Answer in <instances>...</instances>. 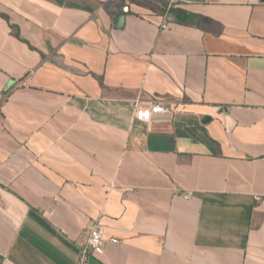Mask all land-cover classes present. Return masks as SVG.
I'll return each instance as SVG.
<instances>
[{"label":"crops","instance_id":"crops-1","mask_svg":"<svg viewBox=\"0 0 264 264\" xmlns=\"http://www.w3.org/2000/svg\"><path fill=\"white\" fill-rule=\"evenodd\" d=\"M161 1L0 0V264H264V0Z\"/></svg>","mask_w":264,"mask_h":264},{"label":"built area","instance_id":"built-area-1","mask_svg":"<svg viewBox=\"0 0 264 264\" xmlns=\"http://www.w3.org/2000/svg\"><path fill=\"white\" fill-rule=\"evenodd\" d=\"M181 0H171L173 4L180 2ZM163 29L169 27V22H164L162 25ZM172 110L163 104H151L147 107L137 108L136 116L137 119L149 123L155 116L170 115ZM191 193L185 196L186 199L191 197ZM259 200V198H257ZM112 243H118L116 239L111 240ZM105 251V236L104 230L101 225H96L92 228L90 232V237L88 243L81 249L80 257L78 264H88L90 258L96 257L99 254L104 253Z\"/></svg>","mask_w":264,"mask_h":264},{"label":"trees","instance_id":"trees-1","mask_svg":"<svg viewBox=\"0 0 264 264\" xmlns=\"http://www.w3.org/2000/svg\"><path fill=\"white\" fill-rule=\"evenodd\" d=\"M131 2L151 9L153 12L158 14H164L167 11H171L172 7L169 8L168 4L161 0H130Z\"/></svg>","mask_w":264,"mask_h":264},{"label":"water","instance_id":"water-1","mask_svg":"<svg viewBox=\"0 0 264 264\" xmlns=\"http://www.w3.org/2000/svg\"><path fill=\"white\" fill-rule=\"evenodd\" d=\"M123 19H124V16L121 17L122 22H123ZM208 120H209V118H208Z\"/></svg>","mask_w":264,"mask_h":264}]
</instances>
